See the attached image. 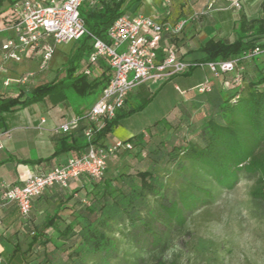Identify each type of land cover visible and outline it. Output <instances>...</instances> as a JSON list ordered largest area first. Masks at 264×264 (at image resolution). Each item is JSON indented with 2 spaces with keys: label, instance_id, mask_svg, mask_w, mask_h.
<instances>
[{
  "label": "trees",
  "instance_id": "16d2710c",
  "mask_svg": "<svg viewBox=\"0 0 264 264\" xmlns=\"http://www.w3.org/2000/svg\"><path fill=\"white\" fill-rule=\"evenodd\" d=\"M21 1L0 0V7L6 4L14 12ZM140 1L103 0L102 8L83 7L81 17L90 34L106 41L111 24ZM79 42L75 55L63 68V78L38 86L29 95L22 91L18 98L0 96V113L20 105L38 103L47 97H65L69 90L81 98L99 95L108 85L110 69L107 67L106 72L96 79L83 73L75 74L77 63L92 49L90 35H84ZM257 47L263 50L262 53L242 62L245 65L242 85L235 88L233 94L220 96L214 106L217 111H211L209 119L197 134L198 141L183 140L176 144L170 136L164 138L170 133L173 136L182 126L172 117L149 128L146 137L144 135L139 142L135 143V137L129 139L137 147L133 159L141 167L127 166L116 175L99 181L88 179L89 183H94L87 192L88 202L82 205L70 222L62 226L55 212L41 226L31 229L26 251L21 252V247H17L23 264H110L109 260L119 251L111 236L118 225L122 226L121 233L128 244L123 264H145L143 251L163 250L167 236L183 230L188 216L207 206L215 193L234 189L240 182L241 174L256 179L251 197L264 203V17L248 19L242 15L235 40H208L200 48L204 58L196 64L240 58ZM248 62L254 65L250 73L246 66ZM195 69L192 67L187 75ZM23 95L24 101L20 102ZM143 107L141 105L127 113L117 114L116 119L96 135L95 142L101 143L122 118ZM185 122H190V127L194 124L190 119ZM148 138L161 140L150 145ZM131 146L133 149L134 146ZM86 149V142L69 147L58 145L53 157L68 151H77L82 155ZM163 163L172 164L181 179L180 187L172 195L167 194L164 178L156 169ZM158 226L166 232H160ZM48 231L55 233L48 235ZM132 232H136V238L131 237ZM145 235L148 240L143 248H139L142 243L139 238ZM38 252L42 255L36 256L34 262L30 261L29 256ZM60 255L65 256L62 263H58ZM154 264L177 263L157 258Z\"/></svg>",
  "mask_w": 264,
  "mask_h": 264
},
{
  "label": "crops",
  "instance_id": "0c3cea01",
  "mask_svg": "<svg viewBox=\"0 0 264 264\" xmlns=\"http://www.w3.org/2000/svg\"><path fill=\"white\" fill-rule=\"evenodd\" d=\"M237 2L240 8L235 6ZM136 13L164 23H173L198 13L199 17L189 21L176 36L164 34L155 44L158 61H162L167 49L174 46L178 61L194 64L204 58L200 48L208 40L222 39L227 42L235 40L236 29L242 15L248 19L264 17V0H171L170 4H166L165 0H141L126 15ZM14 16V12L8 5L1 6L0 26L9 24ZM13 35L10 31L0 35V96L5 98H18L22 91L29 95L38 86L63 78V68L75 55L80 43L78 40L57 45L48 67L40 70L42 54L39 50L27 52L20 63L3 62L1 45L5 38ZM89 55L90 52L82 56L77 63L75 74H82L81 72L87 67ZM246 66L248 73L252 72L253 63L248 62ZM107 67L106 62L99 61L91 67V75L88 77L100 78L106 72ZM198 69L203 81L207 79L211 81L213 86L211 93H198L196 87L184 91L175 85V90L179 92L183 100L174 105L170 113L161 118L150 117L151 125L136 135H132V132L129 134L125 132L122 123H119L111 134L102 139L101 143L106 147H111L117 142L131 143L134 146L129 139L135 137V143L139 142L144 135L146 137L149 128L171 117L181 123L187 119L196 123L198 117L195 115L199 118L208 116L209 119L211 111H217L214 106L218 103L220 96L230 95L226 93L229 90L226 86L230 85L227 82L230 77L216 79L209 73L207 74V69ZM28 74L31 77L27 86H19L17 80ZM185 75L187 74L175 75L162 84L150 80L136 86L131 90L125 107L118 114L138 108L142 103L156 96L167 82ZM5 82H9L10 85L5 86ZM69 91L66 92L65 97H47L38 103L20 105L10 111L0 113V264H23L21 252L26 251L31 229L34 226H41L47 217L54 215L55 212L58 213L63 226L64 223L70 222L82 205L88 201L86 197L90 190V183L85 177L72 181L67 188H50L41 197L35 199L30 220H24L17 205L3 197V185L22 186L31 173L50 171L55 166L65 164L70 158L81 155L77 151H68L53 157L58 145L69 147L73 144H85L82 134L83 125L66 135L56 133V129L93 106L102 91L96 96L92 105L80 102L72 104L69 101ZM24 98L23 95L20 102H23ZM139 100L141 103H138ZM136 153L137 147L135 146L132 150L117 151L109 158L108 166L109 163L115 166L123 155L129 154L133 158ZM113 173V171L110 172L108 176V173H105L106 178ZM47 233L53 235L55 232L48 231ZM17 247H21V252L16 251Z\"/></svg>",
  "mask_w": 264,
  "mask_h": 264
},
{
  "label": "built area",
  "instance_id": "2783aa9c",
  "mask_svg": "<svg viewBox=\"0 0 264 264\" xmlns=\"http://www.w3.org/2000/svg\"><path fill=\"white\" fill-rule=\"evenodd\" d=\"M102 1L22 0L14 8L16 20L0 26V35L7 31L14 34L5 38L1 45L4 63H20L27 52L39 50L42 54L40 70H45L57 45L78 41L88 34L91 36L92 49L87 67L81 73L90 76L91 67L101 60L110 69L108 85L93 106L56 129V133L66 135L83 125L82 134L87 143L85 153L70 158L65 164L55 166L50 171L31 173L22 186L3 185L4 199L17 205L24 220L30 218L34 200L48 189L67 188L72 181L81 177L99 181L104 177L112 155L120 150L132 149L131 144L125 142H117L111 147L102 146L95 142V137L116 119L133 88L150 80L162 84L173 76L187 74L192 67H196L207 69L216 79L229 76V84L235 89L243 83L245 65L242 62L263 51L257 47L240 58L217 63L187 64L178 61L176 49L171 46L167 49L165 58L158 61L155 44L160 36H176L189 21L196 20L199 14H191L173 23L158 22L140 13L123 15L111 24L105 41L90 34L81 17L83 7L87 5L92 9H99L102 8ZM165 3L170 4L171 0H165ZM235 6L240 8L238 2ZM30 77L29 74L20 77L17 84L27 86ZM4 85L9 86L10 83L5 82ZM195 89L198 93L208 94L213 91V86L207 79Z\"/></svg>",
  "mask_w": 264,
  "mask_h": 264
},
{
  "label": "rangeland",
  "instance_id": "374dc122",
  "mask_svg": "<svg viewBox=\"0 0 264 264\" xmlns=\"http://www.w3.org/2000/svg\"><path fill=\"white\" fill-rule=\"evenodd\" d=\"M195 70L191 75L179 76L167 82L156 96L141 104L144 106L141 110L122 118L119 123H122L123 130L128 134L132 132V135H136L151 125L150 117L161 118L170 113L174 105L183 100L179 92L175 90V85H178L181 90L188 91L206 81H203L200 70ZM208 73L214 77L210 71H207ZM201 81L203 82L199 84ZM224 82L226 81L224 80ZM227 82L230 83V80ZM226 87L229 89L226 93H234V88H231L230 85ZM95 99L94 95L83 99L69 91V101L74 105L79 102L92 105ZM138 103H141V100ZM195 116L198 118L193 126L190 127V122H184L176 134L172 136L170 133L164 138L170 136V139L176 144L183 140L198 141L197 134L208 116L205 118ZM156 140L148 138L147 142L151 145L157 142ZM139 164L129 154H126L121 156L115 166L111 163L108 166L107 163L106 174L108 173V176L113 171L116 175L127 166L130 168L132 166L141 167ZM156 169L164 178L167 194L172 195L181 184V179L177 177V169L170 163L159 164ZM106 174L104 178H106ZM255 180L252 176L241 174L240 182L234 189L215 193L207 206L188 216L187 224L183 230L167 236L166 247L163 250L159 248L158 250L143 251L145 264H154L157 258L177 264H264V203L251 197ZM92 186L94 183H90V189ZM158 229L160 232H166L163 227L158 226ZM122 230V226L118 225L111 233L119 251L109 260L110 264L124 263V251L128 248V244L121 233ZM136 236V232H132L131 237L136 238ZM139 239L142 243L138 247L143 248L148 236L145 235ZM41 255V252L30 255L29 260L34 262L36 256L40 257ZM61 257L58 259V263L65 260V256Z\"/></svg>",
  "mask_w": 264,
  "mask_h": 264
}]
</instances>
